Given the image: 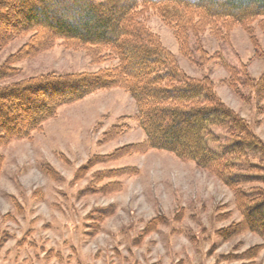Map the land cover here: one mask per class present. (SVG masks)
Returning <instances> with one entry per match:
<instances>
[{"label":"rangeland","instance_id":"rangeland-1","mask_svg":"<svg viewBox=\"0 0 264 264\" xmlns=\"http://www.w3.org/2000/svg\"><path fill=\"white\" fill-rule=\"evenodd\" d=\"M163 1L138 4L146 30L186 76L209 77L218 97L264 143V101L241 84L244 72L255 81L264 73V15L218 20L186 8L194 0ZM109 57L49 33L0 30V68L9 63L12 74L0 87L97 74L114 66ZM229 78L249 101L227 87ZM134 112L123 89L94 91L58 108L27 138L0 146V264H264V233L245 227L234 186L170 153L131 151L145 140L130 118ZM115 125L124 127L111 130ZM209 132L215 141L208 147L226 156L231 177L241 176L239 190L264 189L261 153L241 147L234 157L226 147L235 134L221 127Z\"/></svg>","mask_w":264,"mask_h":264},{"label":"trees","instance_id":"trees-1","mask_svg":"<svg viewBox=\"0 0 264 264\" xmlns=\"http://www.w3.org/2000/svg\"><path fill=\"white\" fill-rule=\"evenodd\" d=\"M102 1L0 0L2 34H7L11 28L36 34L49 33L79 45L104 50L115 62L113 67L97 74L43 76L0 87V146L11 139L27 138L66 104L79 101L94 91L120 88L133 100L135 112L130 118L145 137L144 142L131 147V151L167 152L194 163L199 169L213 172L226 186H234V201L238 196L242 199L239 209L247 230L264 233V189L250 194L241 192L237 179L241 176H230L226 156L212 151L207 141H215L210 128H227L229 134H235L237 138L226 147L229 153H235L234 157H237L241 147L253 148L261 153L262 158L264 143L250 134L246 121L223 103L209 77L186 76L173 57L146 30L140 21L141 14L137 12L138 4L152 6L165 1ZM61 3L67 7L63 8ZM237 5L229 0H194L186 8L203 12L211 19L226 21L240 22L264 15V2L245 0ZM61 8L67 9L69 16ZM15 9L17 13H14ZM60 15L68 19H62ZM75 16L78 21L73 20ZM13 17L16 23H10ZM86 18L94 23H84ZM7 65L9 63L0 68V82L12 77ZM236 83L229 78L227 87L242 101H249L241 96L234 86ZM241 84L252 91L256 101H264V73L255 81L244 72ZM122 127L115 125L111 130ZM88 164L89 161L86 167Z\"/></svg>","mask_w":264,"mask_h":264}]
</instances>
